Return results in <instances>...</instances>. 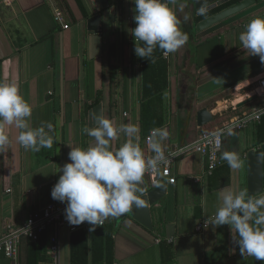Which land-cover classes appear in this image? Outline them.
<instances>
[{"label":"crops","instance_id":"0c3cea01","mask_svg":"<svg viewBox=\"0 0 264 264\" xmlns=\"http://www.w3.org/2000/svg\"><path fill=\"white\" fill-rule=\"evenodd\" d=\"M216 1L178 0L186 5L183 12L178 5H170L189 39L177 52L163 54L162 68L149 69L134 52L135 38L130 32L137 26L134 0H0V82L18 84L33 109L30 126L50 124L53 138L50 149L34 152L18 143L20 130L5 129L9 144L0 150V239L11 229H23L32 214L49 206L65 212L67 204L53 200L51 192L63 174L60 168L71 163L69 146H89L82 129L94 122L95 107L101 105L102 116L117 128L129 123L139 127L140 146L146 157L153 155L142 123L147 75L152 80L158 77L157 82L150 81L148 89L164 87L161 128H167L170 135L163 147L171 156L176 184L158 179V185L166 184L167 190L151 208L152 229L128 216L117 225L114 218L105 221L113 228V264H264L241 257L231 241L229 226L196 231L215 213L217 192L224 188L248 191V153L262 150L261 121H255L253 115L264 108V96L258 90L264 64L243 49L239 36L251 19L264 18L263 0L223 23L198 29L218 13L201 14V7L207 12ZM186 14L190 19L185 23ZM98 15L102 16L99 33L88 23ZM216 78L221 81L217 83ZM204 109L214 119L199 127L198 113ZM219 129H224L221 153L235 152L242 167L232 169L221 159L222 165L206 176L207 158L190 148L204 133ZM227 129L234 134L227 135ZM125 141L119 134L111 144L118 148ZM152 186L144 176L140 185L144 193ZM262 195L264 192L256 198ZM79 227L88 232L86 255L92 262L91 246L97 238L87 222ZM54 234L59 250L54 256L47 251L39 264H72L73 233L65 224L57 226L48 232L47 246ZM233 248L235 253L230 254ZM34 256L29 241L23 238L18 260L0 257V264H31Z\"/></svg>","mask_w":264,"mask_h":264},{"label":"clouds","instance_id":"9594fccd","mask_svg":"<svg viewBox=\"0 0 264 264\" xmlns=\"http://www.w3.org/2000/svg\"><path fill=\"white\" fill-rule=\"evenodd\" d=\"M134 3L137 26L130 32L135 38L137 57L148 60L157 47L168 56L187 43L189 37L181 30V21L170 7L178 5L179 11L183 12L185 4L178 0H134ZM205 11L201 7L200 13ZM183 19L186 23L190 16L186 14ZM239 40L244 50L251 56H258L264 64V18L251 19ZM154 62L152 59L151 63ZM214 80L221 81L219 78ZM32 114L33 109L21 95L18 84L15 81L0 82V150L9 144L5 134L8 127L20 130L17 141L25 150L39 152L53 146V138L49 135L52 126L42 124L32 128L29 124ZM82 133L90 137L91 142L87 149L69 146L71 163L60 168L63 174L53 187L51 197L67 204L65 217L70 226L87 222L89 231L95 232L109 218L128 213L133 205L144 207V201L140 199L144 189L140 185L146 172L155 171L165 161L163 142L170 134L167 128L151 129L147 146L153 155L146 157L140 146V128L131 123L117 128L112 120L99 116L96 125L84 127ZM119 134H123L126 141L113 148L111 142L117 140ZM223 134H213L217 147ZM233 134L227 129V135ZM221 159L232 169L242 167L235 152H222ZM216 196L215 213L207 217L204 227L211 226L215 230L229 226L231 241L238 247L241 257L264 262V195L256 198L247 190L224 188ZM234 253L235 249H230V254Z\"/></svg>","mask_w":264,"mask_h":264},{"label":"built area","instance_id":"2783aa9c","mask_svg":"<svg viewBox=\"0 0 264 264\" xmlns=\"http://www.w3.org/2000/svg\"><path fill=\"white\" fill-rule=\"evenodd\" d=\"M3 1L8 3V0ZM57 20L62 22V19L59 17H57ZM65 28H68V26L66 25ZM258 90L260 91L259 94L264 96V78L259 81ZM263 115L264 108L255 112L253 117L255 121L260 122ZM223 132L224 129H219L213 132L204 133L194 144H192L190 148L191 150L198 152L207 158L208 165L205 172L206 176H212L214 172L222 165L220 153L223 148V138L222 135L219 137V147H217V141L214 139L213 134ZM164 154L165 161L160 163L155 171H149L145 174V177H148L153 185H157L158 179L160 178L165 179L170 185L176 184V177L173 175L172 171L171 156L166 153ZM195 179L199 181L200 177ZM63 224L67 225L72 233L76 232L80 228L79 226H70L66 220L64 210L55 205L49 206L43 212L32 214L23 229L16 231L11 229L8 234L4 236V238L0 239V257L17 261L19 257V245L21 237H25L33 242H36L45 231L49 229H53L55 231L57 226ZM204 224L205 221L199 224L196 227V231L200 233L203 232L206 229ZM49 250L52 256H54L59 250L58 238L55 234L52 235L50 239Z\"/></svg>","mask_w":264,"mask_h":264},{"label":"trees","instance_id":"16d2710c","mask_svg":"<svg viewBox=\"0 0 264 264\" xmlns=\"http://www.w3.org/2000/svg\"><path fill=\"white\" fill-rule=\"evenodd\" d=\"M231 5V4H229ZM228 5V6H229ZM224 7L215 10L214 13L220 12ZM162 56L163 52L157 47L153 53L152 58H147L148 60L141 59L142 64L145 67L150 68H162ZM154 59L155 62L151 63V60ZM164 76L160 75V80L164 79ZM154 81H158V77L145 76V103L142 107V123H143V135L145 139L150 134V130L153 128H161L164 122V116L162 114L163 110V91L164 87L160 86L159 89H148V84ZM259 132L261 134V149L264 153V115L261 117V122L259 126ZM53 231L49 229L45 231L39 238L38 241L33 242L25 237L29 241V245L35 252L33 261L31 264H39L42 262L45 257H47V251H49V245L47 246V234L48 232ZM96 242L91 246L94 252V257L92 262L88 260V249H89V240L88 232L85 228H79L76 232L73 233V255H72V264H113V228L110 222H106L102 227H97L95 230ZM20 240V243H21Z\"/></svg>","mask_w":264,"mask_h":264},{"label":"water","instance_id":"95a60500","mask_svg":"<svg viewBox=\"0 0 264 264\" xmlns=\"http://www.w3.org/2000/svg\"><path fill=\"white\" fill-rule=\"evenodd\" d=\"M233 1L236 3L231 4ZM264 4V0L262 2ZM227 4L229 5L227 8H224L217 14L207 18L202 23L199 24L198 29H207L217 24L223 23L231 19L232 17L241 14L253 6L259 4V0H219L212 3L207 12H212L217 8L223 7ZM102 21V16L98 15L91 18L88 23L92 25V29L96 32H100V23ZM255 98L249 99L245 102L249 103L253 101ZM94 113V122L90 124L89 128H92L96 125L97 117L102 116V106L99 105L93 109ZM213 116L211 115L210 111L207 109L201 110L198 113V125L199 127H204L211 122H213ZM87 141L90 144L91 138L87 136ZM248 166H249V186L248 192L250 195L256 197L264 192V153L262 150H252L248 153ZM167 190V185H154L152 189L148 192L144 193L140 196V199L144 201V207H138L133 205L131 210L117 218H114L115 224L117 225L121 220L125 217H130L136 222L142 224L143 226L152 229V214L151 208L155 206L160 199L163 197L164 193Z\"/></svg>","mask_w":264,"mask_h":264}]
</instances>
